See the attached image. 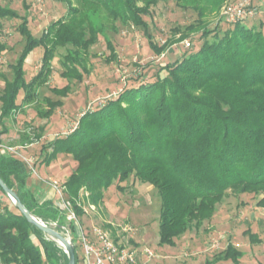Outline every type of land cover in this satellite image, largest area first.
Returning a JSON list of instances; mask_svg holds the SVG:
<instances>
[{"label": "trees", "instance_id": "16d2710c", "mask_svg": "<svg viewBox=\"0 0 264 264\" xmlns=\"http://www.w3.org/2000/svg\"><path fill=\"white\" fill-rule=\"evenodd\" d=\"M60 1L68 7L66 15L51 23L39 38L33 37L26 14L20 16L0 4V37L4 20H19L17 31L24 38L20 55L10 65L12 78L0 95L1 125L22 103L33 100L35 90L51 73L57 49H66L62 77L82 80L83 73L74 57L79 52L86 54L98 35H106L101 15L143 28L156 54L174 42L173 38L167 39L156 46L143 20L153 6L165 0ZM174 1L182 9L195 11L201 19L207 11L218 10L225 0ZM228 26L220 36L218 24L211 30L203 25L197 51L182 54L160 68L154 81L125 89L116 99L86 112L73 132L44 147L51 151L44 155L43 164L48 165L59 153L70 155L75 163L64 185L78 216L83 215L76 205L82 191L88 192L89 202L97 205L105 190L113 184L122 190L121 184L130 178L150 185L160 199V246L172 247L187 231L198 230L213 217L216 205L228 191L261 195L256 206L264 210V33L262 23ZM210 35L215 37L212 42L208 41ZM185 36L189 35L182 33L181 38ZM37 47L43 49L41 65L26 82L24 60ZM107 47L106 61L112 62L116 54L111 43ZM4 50L0 40V53ZM161 70L166 72L164 77L159 76ZM20 90L25 96L17 104ZM51 91L63 97L70 86ZM44 101L46 110L38 115L49 118L61 102ZM29 176L22 159L0 153V179L29 212L44 222L62 226L60 210L51 200L38 202L28 187ZM245 233L251 241L256 239L249 230ZM79 255L75 252V264L79 263ZM242 256L232 243H227L218 256L203 264L221 260L239 264ZM0 264H67V257L14 205L0 201Z\"/></svg>", "mask_w": 264, "mask_h": 264}, {"label": "rangeland", "instance_id": "374dc122", "mask_svg": "<svg viewBox=\"0 0 264 264\" xmlns=\"http://www.w3.org/2000/svg\"><path fill=\"white\" fill-rule=\"evenodd\" d=\"M251 1L257 13L254 18L242 23L245 27L259 26L262 23L261 30L264 33V0ZM226 2L227 0L214 13L207 11L201 19L192 9L178 7L174 0L161 1L153 6L150 14L143 16L147 33L156 46L165 44L167 39L174 40L160 54L151 49L143 28L124 25L119 20L112 21L101 15L100 21L106 27V35H98L96 44L86 54L79 52L74 57L76 67L83 73L80 82L62 77V61L66 49H57L51 62V73L47 81L35 90L33 100L27 104L22 103L25 94L20 90L16 96V103H22L20 109L11 112L4 119L3 125L0 124V145L22 147L18 149L19 155L34 160L31 165L34 172L30 171V165L25 164L30 173L28 184L35 181L40 188L41 184L38 182L46 184L54 180L59 184L64 183L65 177L75 167L72 157L59 153L48 165L43 164L41 161L44 160V155L51 151L44 147L58 137H64V133H68L79 121L81 113L95 111L109 100L116 99L114 94L120 88L125 90L143 82H152L160 68L179 59V51H182L181 55L197 51L201 45L198 37L203 25L211 30L218 24V34L221 36L229 27L220 18ZM0 4L13 9L20 16L26 14L28 27L35 38H39L51 23L63 18L68 9L60 0H0ZM19 23V20L3 21L0 40L5 50L0 53V95L5 83L12 78L10 65L24 46V38L17 31ZM187 27L192 30H186ZM182 33L189 36L181 38ZM214 39L213 35L208 37L209 42ZM183 40L191 43L189 50H180L179 43ZM110 43L116 54V59L112 62L106 61L109 55L107 46ZM42 55L43 49L37 47L25 57L23 70L26 82H30L38 73ZM165 75L164 70L159 72L160 77ZM67 84L70 91L66 96L52 93V88H63ZM45 99L61 102V106L49 118L38 115V112L46 110ZM1 150L0 146V153H4ZM19 155L13 154L15 157ZM121 186L122 190L117 189L115 184L110 186L95 205V210L79 216V219L84 227H100L116 238V243L136 248L138 253L135 264H203L205 260L218 256L227 243H232L243 253L239 264H264V210L256 206L261 195L228 191L222 202L216 205L210 220L204 221L198 230L187 231L171 247L158 244L160 199L156 191L150 185L140 184L133 178ZM41 187L43 188L42 185ZM33 192L38 202H43L36 186ZM0 201L13 206L1 190ZM61 215L63 218L64 215ZM247 230L255 235L254 241L248 238L245 233ZM72 236L75 238L76 233L73 232ZM143 249H148L152 255H143L140 252ZM75 250L76 253H81L79 247ZM216 264L233 263L221 260Z\"/></svg>", "mask_w": 264, "mask_h": 264}, {"label": "built area", "instance_id": "2783aa9c", "mask_svg": "<svg viewBox=\"0 0 264 264\" xmlns=\"http://www.w3.org/2000/svg\"><path fill=\"white\" fill-rule=\"evenodd\" d=\"M256 13V7L252 5L251 0H227L222 8L220 18L228 25H235L244 20L254 18ZM179 44L180 50L187 49L191 46V43L187 40H183ZM178 53L180 54V57L182 51H179ZM122 92L123 90L120 88L114 96L117 98ZM84 114V112L81 113L79 117ZM76 125H78V122L73 125V128H71L68 133H64V136L73 132L77 128ZM0 146L2 147L1 151L9 155H19L18 149H22V147ZM19 157L25 164L30 165V171L34 172V169L31 167L34 160L26 159L21 155H19ZM45 186H47L54 194V198L52 199L54 206L64 215V223L62 224L61 229H59L60 233L65 237H70L74 247H79L81 250L78 264L136 263V255L138 253L136 248H131L124 244L114 242V239L111 238L112 236L100 227L91 226L90 228H87L82 225L79 216L73 208V204L66 197L64 183L59 184L57 181L50 180ZM76 205L81 208L83 215H87L89 212L95 210V205L89 202L88 194L86 192L80 194L79 199L76 201ZM51 223L58 225L57 222ZM73 232L76 233L75 238L72 236ZM45 236L50 239L47 235ZM56 245L63 253H65L61 245L57 243ZM140 252L147 257L152 255L148 249L140 250Z\"/></svg>", "mask_w": 264, "mask_h": 264}, {"label": "water", "instance_id": "95a60500", "mask_svg": "<svg viewBox=\"0 0 264 264\" xmlns=\"http://www.w3.org/2000/svg\"><path fill=\"white\" fill-rule=\"evenodd\" d=\"M0 189L11 201V203L18 209V211L24 215V217L27 219L29 223L36 226L52 241L61 245L67 257V264H75V248L72 240L70 239V237H65L60 232L57 231L58 229H61L62 226L53 224L51 222L50 223L44 222L38 216L33 215L31 212H29L25 208V206L21 203L16 193L12 189L8 188L1 179H0Z\"/></svg>", "mask_w": 264, "mask_h": 264}, {"label": "crops", "instance_id": "0c3cea01", "mask_svg": "<svg viewBox=\"0 0 264 264\" xmlns=\"http://www.w3.org/2000/svg\"><path fill=\"white\" fill-rule=\"evenodd\" d=\"M177 57V55H176ZM179 58V57H178ZM67 177H65L64 181L66 180ZM38 182V181H37ZM40 183L43 188L40 185V188L37 186V183L35 181H31V184H28V187L33 191L34 187L36 186L37 189L40 191L39 194L41 195V201H45V200H51L54 198V194L51 190H49V188L47 186H45V184ZM35 194V192H34ZM36 196V195H35Z\"/></svg>", "mask_w": 264, "mask_h": 264}]
</instances>
